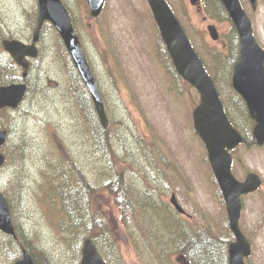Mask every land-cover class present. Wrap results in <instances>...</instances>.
Masks as SVG:
<instances>
[{"label": "rangeland", "instance_id": "rangeland-1", "mask_svg": "<svg viewBox=\"0 0 264 264\" xmlns=\"http://www.w3.org/2000/svg\"><path fill=\"white\" fill-rule=\"evenodd\" d=\"M106 1L103 13L92 17L86 0H64L75 17L86 56L107 103L112 149L116 154L114 170L105 168L101 153L85 142L82 127L85 123L78 118L74 98L70 96L69 101L68 92L65 93L69 73L65 65L62 70L57 54L61 37L52 24H45L42 29L38 44L41 58L34 60L28 77L32 89L18 108L0 111V126L10 132L2 148L7 161L0 168V190L10 202L18 230L31 239V245L37 246L39 253L46 255L43 264H79L82 257V250H76L77 245H67L61 239L62 232L49 226L48 219H52L53 213L48 208L54 201L44 198L40 187L44 172L53 175L49 165L52 167L58 152L67 150L65 146L70 147L83 166L84 175L96 187L103 186L100 182H104L105 171L123 170L137 193L148 189L163 204L167 202L171 206V194L176 192L189 213L179 217L190 225L211 221L217 231L228 217H225L227 212L218 187L213 183L207 163L203 162L207 151L193 128L192 111L199 101V93L184 81L178 79V84L172 79L174 71L167 69L160 56L163 40L148 1ZM168 1L176 7L181 23L211 66L233 121L250 135V121L234 104L231 86L233 66L230 70L228 60L238 51L233 22L210 9L213 2L218 6L216 0H201V11L190 0ZM38 5V0H0V51L5 38L31 42L35 29L33 15L37 12L38 16ZM245 7L264 46V1L259 0L256 9L250 3ZM35 9L29 22L28 11ZM209 23L217 26L220 40L211 38L207 30ZM225 41L229 45L233 42L234 52L228 45L224 46ZM58 140L65 146L58 147ZM234 156L239 178L252 170L264 180V147L241 145ZM13 185H20L15 197L7 191ZM93 204L95 208H102L110 220V231L120 240L127 264H149L134 249L130 232L127 236L123 230L120 213L112 206L111 197L97 193ZM171 210L174 212L172 206ZM241 224L253 244V254L247 264H264V183L257 192L243 198ZM16 247L0 230V264H13L21 256V247L20 250ZM170 262L190 264L180 254L171 255Z\"/></svg>", "mask_w": 264, "mask_h": 264}, {"label": "water", "instance_id": "water-1", "mask_svg": "<svg viewBox=\"0 0 264 264\" xmlns=\"http://www.w3.org/2000/svg\"><path fill=\"white\" fill-rule=\"evenodd\" d=\"M233 19L241 39L240 59L234 68L233 85L245 99L251 116L256 119L254 136L264 143V48L256 41L252 21L245 12L240 0H222ZM257 6V0H251ZM91 14L98 16L105 0H88ZM155 20L170 52L174 65L188 82L200 92V103L194 109V125L208 149V157L226 200L230 227L235 235L229 248L230 264H246L245 258L252 253V245L240 227L242 195L256 191L262 179L256 172H249L244 180H239L232 171L231 149L244 141L242 134L230 122L220 94L212 77L206 71L202 60L193 48L180 21L166 0H149ZM198 4L199 0H191ZM39 18L33 43L17 39H5L4 48L28 74L29 57H37L41 28L45 21L55 25L63 38L74 63L88 86L95 102L96 110L104 126L108 125L105 104L91 66L85 55L81 40L74 27L69 10L62 0H39ZM214 39L219 37L215 25L208 26ZM27 83L14 82L0 85V109L16 108L24 99ZM8 131L0 127V167L6 157L1 148L6 143ZM172 203L180 212L185 209L173 194ZM0 229L15 236V228L10 215L9 203L0 192ZM15 264H37L28 250ZM80 264H108L91 238H86Z\"/></svg>", "mask_w": 264, "mask_h": 264}, {"label": "trees", "instance_id": "trees-1", "mask_svg": "<svg viewBox=\"0 0 264 264\" xmlns=\"http://www.w3.org/2000/svg\"><path fill=\"white\" fill-rule=\"evenodd\" d=\"M36 10L28 11L29 22ZM216 14L228 18L225 9H217ZM33 23L35 25L37 23V12L33 15ZM59 43L57 54L62 63V70L65 65L64 69L69 73L65 93L68 92L69 101L70 96L74 98L78 108L79 117H77L80 122L85 123L82 125L85 142L93 145L101 153L102 159L106 162L105 168L114 170L113 160L116 154L112 149L111 124L104 127L101 123L89 90L74 66L62 39ZM160 56L162 59L165 57L161 50ZM166 56L169 61V56L167 54ZM163 61L168 70L171 67L174 71L171 61L170 65L166 60ZM20 76L18 65L1 49L0 83L15 81ZM31 89L30 85L29 90ZM239 100L240 98L237 97L236 101ZM241 111L244 110L241 108ZM62 145L65 146L58 140V147ZM65 148L67 150L64 152L57 153L58 158L53 162L52 167L49 165V168L54 170L53 175H48V172L43 173L44 181L40 187L45 195L44 198L48 197L54 201L48 208L53 213L52 219H48L49 226L54 229L57 227V230L63 233L61 239L68 242L67 245H77L76 250H81L83 239L91 236L107 256L110 264H127L121 253L120 240L110 231V220L102 208H95L93 204L97 193H106L112 199V206L120 213L122 228L127 232V236L130 232V241L134 249L147 259L149 264H171L170 257L173 254H180L191 264H229V245L234 235L228 217L224 223H220L217 231L214 230L211 221L206 224L190 225L179 217L178 212L175 210L173 212L167 202L163 204L148 189L137 193V189L129 182L123 170L105 171L102 178L104 182H100L103 186L96 187L84 175V168L69 149L70 147L65 146ZM107 178L111 179L106 181ZM7 191L15 197L20 191V185H13ZM10 201L12 202V199ZM242 228L245 231L244 225ZM249 239L252 242L251 236ZM11 240L19 250L22 246L28 247L39 264L45 262L46 255L39 253L37 246L31 245V239L24 236L20 229L18 241L13 238Z\"/></svg>", "mask_w": 264, "mask_h": 264}, {"label": "flooded vegetation", "instance_id": "flooded-vegetation-1", "mask_svg": "<svg viewBox=\"0 0 264 264\" xmlns=\"http://www.w3.org/2000/svg\"><path fill=\"white\" fill-rule=\"evenodd\" d=\"M213 9H219V8H214ZM224 46L227 47V41L224 42Z\"/></svg>", "mask_w": 264, "mask_h": 264}]
</instances>
